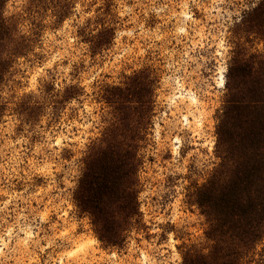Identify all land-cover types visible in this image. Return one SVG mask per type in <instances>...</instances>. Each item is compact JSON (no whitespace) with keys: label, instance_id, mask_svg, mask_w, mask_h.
<instances>
[{"label":"rangeland","instance_id":"rangeland-1","mask_svg":"<svg viewBox=\"0 0 264 264\" xmlns=\"http://www.w3.org/2000/svg\"><path fill=\"white\" fill-rule=\"evenodd\" d=\"M72 1V16L46 29L37 58L19 60L5 82L10 106L0 121V264H182L185 246L206 253V220L193 194L217 163L231 30L248 0ZM27 2L10 0L6 16L23 13ZM107 10L115 40L93 57L81 34L99 29L96 19ZM250 45L262 49L256 40ZM146 66L160 70L161 83L141 152V218L121 248H105L75 206L74 192L87 147L108 120L101 90ZM45 82L79 84L85 93L59 122L46 116L24 125L14 104ZM245 264H264V243Z\"/></svg>","mask_w":264,"mask_h":264},{"label":"trees","instance_id":"trees-1","mask_svg":"<svg viewBox=\"0 0 264 264\" xmlns=\"http://www.w3.org/2000/svg\"><path fill=\"white\" fill-rule=\"evenodd\" d=\"M9 1L0 0V121L10 106L3 96L5 82L17 62L37 58L44 31L63 24L75 9L72 0H28L23 13L7 17ZM104 3L109 6L111 0ZM96 20L99 29L81 34L93 57L112 47L117 32L110 10ZM253 40L261 50L250 45ZM230 41L225 94L217 116V163L193 194L206 220L208 250L185 246L182 264H245L264 243V4L258 1L242 12ZM160 83V70L146 66L119 86L101 90L108 120L101 136L87 147L73 199L105 248H121L141 218V152L153 128ZM84 93L79 84L57 88L45 82L37 94L15 103V111L24 125L33 126L46 116L56 123Z\"/></svg>","mask_w":264,"mask_h":264},{"label":"snow or ice","instance_id":"snow-or-ice-1","mask_svg":"<svg viewBox=\"0 0 264 264\" xmlns=\"http://www.w3.org/2000/svg\"><path fill=\"white\" fill-rule=\"evenodd\" d=\"M255 0H248V8L252 9L254 7ZM260 4H264V0H259Z\"/></svg>","mask_w":264,"mask_h":264}]
</instances>
